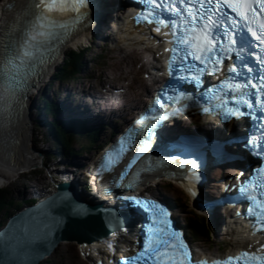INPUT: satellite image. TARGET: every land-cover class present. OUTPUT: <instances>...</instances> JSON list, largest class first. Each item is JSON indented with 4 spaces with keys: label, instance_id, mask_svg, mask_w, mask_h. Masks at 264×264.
<instances>
[{
    "label": "snow or ice",
    "instance_id": "6c2138e0",
    "mask_svg": "<svg viewBox=\"0 0 264 264\" xmlns=\"http://www.w3.org/2000/svg\"><path fill=\"white\" fill-rule=\"evenodd\" d=\"M149 3L153 9L144 17L146 23L154 25L156 32H160L162 27L170 29L174 38L171 41L173 47L165 49L171 53L167 65L170 78L176 74L179 81L190 79L198 86L202 74L220 71L223 57L235 51V59L240 64L227 66L226 73L233 75L221 81L218 89H209L211 99L218 101L217 115H222L225 121L241 117L252 119L253 127L246 144L253 155L264 156V55L258 57L259 70L245 62L242 55L245 49L249 50L248 56L254 55L251 51L254 42L257 46H264V0H149ZM30 7V18L14 29L13 34L0 45V119L5 121L11 119L13 105L22 108L23 95L29 90L33 77L54 59L58 45L74 32L82 30L80 26L87 20L84 9L88 7V0H31ZM156 9H160L159 14ZM229 11L234 15H229ZM238 29H246L251 39L243 35L236 39ZM17 30L18 35L15 34ZM217 91L221 95H217ZM171 99L181 102L177 97ZM186 99L196 103L191 97ZM154 103L160 105L161 99L157 98ZM165 118L152 117L157 123ZM148 119L144 116L137 123ZM155 126L148 125L146 141L150 142L151 129ZM146 149L147 143L142 145L139 154ZM104 159L106 163L110 162V155ZM180 167L185 165L180 164ZM238 183L239 191L254 205L247 211L254 214L260 230L264 232V200L254 194L257 188H264V167L257 169L251 180ZM192 194L196 195L195 192ZM126 199L137 209L148 213L152 224L144 226L148 235L144 238L143 250L123 259L121 264H191L188 246L180 238V233L171 229L167 210L152 201H141L135 197ZM261 249L264 250V245ZM38 254L28 242L15 247L5 245L0 264H35ZM241 256L245 258V264H264V254L243 252ZM232 260L229 257L212 264H232ZM198 264L208 262L199 261Z\"/></svg>",
    "mask_w": 264,
    "mask_h": 264
},
{
    "label": "bare ground",
    "instance_id": "6f19581e",
    "mask_svg": "<svg viewBox=\"0 0 264 264\" xmlns=\"http://www.w3.org/2000/svg\"><path fill=\"white\" fill-rule=\"evenodd\" d=\"M27 0H6V2L11 3V7L9 9H2L1 13H0V29L4 26V24L11 20V23H15L17 17H19V19H25V18H29L30 16H21L22 13H29L31 12V7H30V3L31 2H27ZM112 11V10H110ZM10 30H13V26L10 27ZM4 31V30H3ZM86 33V32H85ZM71 44H78V39L72 40L70 42ZM136 56V51L135 50H129V52L122 57V60L125 61L126 65H128L129 67L133 68L132 66L135 65V61H133V59L130 56ZM130 59V60H129ZM131 61V62H130ZM142 63H144L142 61ZM51 63H49L50 65ZM48 65V66H49ZM48 68V67H47ZM115 70H119V66L118 64H115L114 66ZM48 73V70H44L43 72V76L45 77ZM123 74V71H121L120 69V75ZM127 76H129V74H126ZM41 88H39L38 90H40ZM38 93V95L42 96V93L40 91L35 92ZM143 94L146 93L145 90L142 91ZM31 98L28 96L24 95V101L22 100V108H18L15 105H13V114L12 117L9 121H5L4 119H0V172L5 175L8 176L10 175V177L16 176L18 175V173L20 174L21 171H26V170H32L33 165H35L36 163L39 162V160L37 159V155H41V153L43 155L46 156V151L45 150H34L33 147L31 146V134L32 131L30 130V125L33 123L31 121L32 117L35 119V111H32L31 114H29V108H30V100ZM129 97L124 101L125 104L129 103ZM37 106V105H35ZM34 108H37L35 107ZM126 109V108H125ZM44 113V111H43ZM43 113L40 116H36V119L39 122H42V118H43ZM126 114H128V112H126ZM46 118V117H45ZM49 121H51V113H49ZM33 130V129H32ZM115 132L117 133L118 130L117 128L115 129ZM113 133V132H112ZM46 137V135L44 136ZM61 146V145H59ZM59 146H55L56 151L58 150ZM60 148V147H59ZM59 153V150L57 151V154ZM76 156L72 157L73 159L70 160L69 162L67 161V164H73V165H79L81 166V169H83L85 167V161L87 160L86 156L84 154H80L78 151L76 152ZM52 154V153H51ZM56 155L52 154V157H54L53 160H55ZM48 157H46L45 159H47ZM57 159L59 160V162L55 163L56 164V168L53 169L55 174H59V169L61 167H66V163L63 157H61L60 155L57 157ZM31 167V168H28ZM76 167V166H75ZM77 168V167H76ZM75 168V170H76ZM69 169V168H68ZM3 175L0 174V183H2V178ZM77 175L74 174L73 169H69L66 173V180L69 182H72L71 180H75L77 177ZM212 181H209V183L206 184V186H210L212 183ZM66 183V182H64ZM1 185V184H0ZM70 186V185H69ZM30 195H34V194H30ZM180 198H182L181 194H177ZM35 196L37 197V195L35 194ZM105 197V198H103ZM108 197L105 195H100L98 199H107ZM40 199V197H39ZM77 199L80 202H84L80 196V194L77 195ZM45 200V199H44ZM96 201V200H93ZM40 204H38L39 206ZM221 216V215H220ZM219 216V218H221ZM231 224L228 225V227H230ZM231 229V228H229ZM228 230V229H226ZM232 239L235 240L236 244L235 246H238L240 242H242V234H240L239 232H235L234 235L232 236ZM92 246V245H91ZM231 246H233V244H231ZM93 253L92 255H88L85 254V251L82 252V258L84 262H89V264H95L96 260L101 257L102 260H104V251L102 249V245L100 246V248H96L94 246H92ZM53 252H51L52 255ZM100 254V255H98Z\"/></svg>",
    "mask_w": 264,
    "mask_h": 264
},
{
    "label": "rangeland",
    "instance_id": "374dc122",
    "mask_svg": "<svg viewBox=\"0 0 264 264\" xmlns=\"http://www.w3.org/2000/svg\"><path fill=\"white\" fill-rule=\"evenodd\" d=\"M39 96H41V95H39ZM31 117L33 119V116H31ZM30 130L32 131V134H31V143H30L31 146L33 145L32 143L34 142L39 147L38 150H42L43 151L44 149H42V146L45 147V149L50 148V145L52 144L51 141H50V144H45V145H44V143H42L43 145L40 144L39 143L40 140H39L38 136L35 134L36 132H33L31 125H30ZM83 141H85V140H83ZM60 144L61 143L59 142V145ZM86 145H87L86 142H81L80 146L79 145L76 146V144H75L74 145V149L75 150H78L79 147H81L82 149H85L86 148ZM59 147H62V145L59 146ZM34 148H35V145H34ZM46 154H47V151H46ZM36 156H37V159L38 160L41 157V156H39L37 154H36ZM58 156H59V153L58 154L56 153V156H55L56 158L54 160L55 163L59 162V160L57 159ZM48 158H54V157H52L51 152H50ZM38 164H39V162H38ZM39 165H41V164H39ZM36 166H37L36 164L33 165V167H36ZM28 168H31V167H28ZM66 168H67V165H66ZM67 170H69V169H67ZM31 176H34V175L33 174H31V175H23V176H21L18 179L17 184L15 186H13L12 184L6 186L10 190V192L12 191L13 198L17 199V198H19L22 195L20 193L22 192L24 185H34V182H32V180H31L32 179ZM9 177H10V175H9ZM42 177H44V176H42ZM0 184L2 185V183H0ZM189 205H190L189 202H187L186 209L189 207ZM47 261H48L49 264H89L88 261L87 262H84V261H78L77 260V254H76V250H75V247L74 246L57 247L56 250L53 252V254L51 255V257L48 258Z\"/></svg>",
    "mask_w": 264,
    "mask_h": 264
},
{
    "label": "trees",
    "instance_id": "16d2710c",
    "mask_svg": "<svg viewBox=\"0 0 264 264\" xmlns=\"http://www.w3.org/2000/svg\"><path fill=\"white\" fill-rule=\"evenodd\" d=\"M45 113H47V112H45L44 111V114ZM52 134H53V136L55 137V138H57V141L58 142H60L61 144L60 145H63L64 144V136L60 133V132H56V131H54V132H52ZM58 146V145H57ZM57 148V147H56ZM58 150H60V148L58 147ZM70 152V151H69ZM76 154L77 153H73V152H71V155H72V157H75L76 156ZM59 155L61 156V157H63L61 154H60V152H59ZM64 158V157H63ZM5 196H6V198L8 199V200H10V201H7V202H4V201H0V206L1 207H3V208H7V209H9L10 208V206H11V204H12V200L14 199L13 198V196H12V192H10V191H7V190H5V194H4ZM195 221H197V223H199L201 226H206V225H208V224H206L203 220H201V221H199V220H195Z\"/></svg>",
    "mask_w": 264,
    "mask_h": 264
},
{
    "label": "water",
    "instance_id": "95a60500",
    "mask_svg": "<svg viewBox=\"0 0 264 264\" xmlns=\"http://www.w3.org/2000/svg\"><path fill=\"white\" fill-rule=\"evenodd\" d=\"M39 206H40V205H39ZM26 223H27V225H30V221L27 220ZM51 238H52V236H50V235H47V236H46V239H51ZM59 243H60V244L58 245V247L73 246L72 244L65 243V241H61V242H59ZM91 245L94 246V247H96V248H98V249H99L100 246H101V245H100L98 242H96V241H94V243H92ZM82 252H83V251H79V254L81 255V257H82ZM76 254H77V260H78V261H82L81 258H79V256H78V252H77V251H76Z\"/></svg>",
    "mask_w": 264,
    "mask_h": 264
}]
</instances>
